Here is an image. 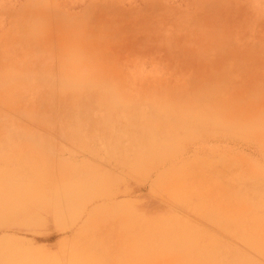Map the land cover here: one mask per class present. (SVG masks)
I'll return each instance as SVG.
<instances>
[{
  "label": "rangeland",
  "instance_id": "obj_1",
  "mask_svg": "<svg viewBox=\"0 0 264 264\" xmlns=\"http://www.w3.org/2000/svg\"><path fill=\"white\" fill-rule=\"evenodd\" d=\"M65 16L73 20L71 25L63 26L61 19L65 21ZM69 26L79 28L85 41L90 37L99 40L103 35L119 36L104 48L100 45L102 51H98V56L103 59L101 62L92 59L87 67H78L77 72L80 71L84 77L90 78L95 74L112 77V85L125 88L122 97H132L130 108L133 111L146 114L150 110L145 100L152 98L156 101V97H159V101L172 108L170 113H177L181 118L180 111L186 108L181 109L180 103L202 97L213 87L218 95L217 100L225 97L228 101V97L236 102V107L229 111L226 109L227 115L252 108V117L264 121V0H0V62L8 59V62L5 60L3 69L15 74V64L19 65V69L22 64H34L39 58L41 75L46 72L51 79L59 82L60 70L69 64L75 49L76 37L72 28H66ZM26 35L32 37L27 44L25 41L29 37ZM26 45L30 49L27 54ZM210 48L213 53H206ZM236 67L238 70L233 72ZM226 71H232L233 80L223 78V81L219 78L213 81L216 75ZM236 72L237 76L234 74ZM212 75L214 76L210 80ZM9 81L8 87H2L1 97L8 99L15 95L17 102L0 104V125L15 123L18 127L5 133L22 135L30 132L31 137L27 141L29 143L39 142L41 145L43 137L53 141L56 149L70 150L72 147L60 142L61 138L53 132L60 127L58 98L53 99L50 106L54 111L51 120L54 128L46 132V129L36 126L32 118L40 111L44 112L47 107L42 105L43 90L41 89V108L38 112V107H35L34 111V104L40 97L38 92L31 91L37 89L28 83H23L26 87H22L17 86L13 79ZM13 107H27L32 111L27 115L15 114ZM220 122L224 123V120ZM2 134L0 141L5 138V134ZM131 138L130 134L118 133L113 141L84 143L91 146L96 144L102 151L107 145L108 151H112L115 149V142H131ZM145 139L147 138L143 140ZM143 140L139 141L142 143ZM159 143L160 141L155 140L153 145L158 148L164 146ZM21 144L7 150L10 155L15 154L14 162L20 172V167L28 160L23 157L24 146ZM100 145L104 146L101 148ZM239 147L241 148H235L232 157H210L209 164L199 160L189 165L186 162L190 161V153L180 155L184 151L180 149L177 160L172 164L176 167L173 170L175 172L171 174V171L159 179L158 176L163 175L160 169L146 171L154 163L153 158L145 155L139 162L137 149H130L128 154L106 159L108 165H103L104 162L98 159L103 157L102 152L98 156L85 151H77L73 156H62V151L56 152L50 160L45 161L46 166L42 165V161V175H51L55 179L59 173V165L62 170H79L84 160L93 164V167H103L107 180H101L108 182L105 184L106 189L111 186L113 191L115 189L117 192L125 191L129 194L115 197L113 206L109 204L103 208L95 205L100 203L101 197L108 195L109 191L106 189L104 194H97L83 202L80 205L81 214L92 211L95 222H89L86 229L84 227L78 234H62L49 221L41 224L40 208L31 207L33 215H30L29 210L28 215L15 212L8 217L7 212H1H5L6 208L0 210V264H101L104 260L101 256L117 254L120 245L122 256L129 260L133 255L137 264H216L215 251L207 249L209 242L222 245L225 241L229 243V239L239 244L240 241L229 231L221 230L223 233L220 234L209 229L208 227L215 228L212 226L213 217L205 213L232 206L227 201L233 202L242 196V191L229 195L223 187L224 184L227 188L232 186L231 182L236 187L239 185L249 188L255 184L264 186V160L259 155L251 154L245 146ZM127 148V144L123 146L124 150ZM73 150L74 147L71 151ZM34 155V158H39L42 154L36 150ZM4 162L0 169L6 167V161ZM69 162L75 164V168L62 164ZM163 163L164 160L161 165ZM128 169L135 172L127 171ZM35 171L40 170H34L33 175H40ZM243 196L249 200V195ZM216 201H220V204ZM253 205L255 210L262 211L259 213H264L262 201L256 200ZM114 206H123L119 210L125 216L132 215L142 230L144 225L150 229L153 227L150 232L151 238H154L152 250L133 253L131 247L135 243L125 242L132 238L128 231L121 238L115 237L116 240L103 242L109 233L107 226L111 231L119 227L118 222L113 219L120 211L111 210ZM110 212L113 218L111 221H104V217ZM225 212L229 214L231 211ZM242 212L244 213L243 210ZM203 213L204 216L200 219L195 216ZM32 216L36 218L33 219ZM170 217V221L177 227L184 229L187 226V229L194 232L206 231L202 238H195L196 245L200 246L196 252L192 253L188 247H184V242L179 241L180 238H187L179 235L181 233L175 232L174 236L162 235L159 228H155V223L165 222ZM38 222L40 224L37 226L42 227L34 229L33 226ZM83 223L80 222L78 230ZM220 223L224 226L231 224L226 218L220 219ZM247 223L253 222L246 216L240 219V224L249 228ZM177 233L179 234L175 235ZM108 237L114 239L112 235ZM148 239L147 236H142L139 238L140 244L143 245ZM172 239L177 241L171 244ZM18 252L15 259L5 257V254ZM224 258L226 262L229 261L228 257Z\"/></svg>",
  "mask_w": 264,
  "mask_h": 264
},
{
  "label": "bare ground",
  "instance_id": "obj_2",
  "mask_svg": "<svg viewBox=\"0 0 264 264\" xmlns=\"http://www.w3.org/2000/svg\"><path fill=\"white\" fill-rule=\"evenodd\" d=\"M64 19L65 21H63V18L61 19V23L64 22L63 26L71 25L70 22L73 20L67 17ZM66 28H72L74 31L76 37L75 49L69 64L60 70L61 73L58 75L59 82H56L54 78L52 80L49 75H46V72L42 73L43 76L41 75V61L39 58L34 64L20 63L23 66L19 69L17 68L19 65L15 64V74L3 69V64L6 62L5 60L8 62V59H2L0 62V93L2 92V87H8L9 80L11 79L17 83V86L21 85L22 87H26L24 84L26 85L28 83L37 89V91H29L38 92L37 94L40 98L34 104L33 110L35 111V107H38L39 112L41 108L42 89L44 95L42 105H46L47 107L44 109V112L41 113L40 111L37 116H33L32 118L35 120L36 126L46 129V132H50L54 128L51 125L54 111L50 106L52 100L58 98L60 111L58 122H60V127L57 130H53V132L61 138L60 142L66 146L74 147L73 151H71L72 148L70 150L62 148L56 149V144L53 141L43 137L41 138V145H39V142L29 143L27 141L30 140V132L22 133V135L7 134L5 133L7 130L11 131V128L18 126L15 123L11 125H0V137L3 136L2 132L5 134V138L0 141V166L5 164L4 160L6 161V167L0 169V210L6 208L5 212H1L4 214L7 212V217L12 216L15 212L28 215L31 207L34 209L40 208L41 224H46L49 221L62 234L72 232L78 234L86 225L88 226L89 222H95L93 221L95 214L92 211L81 214L80 205L97 194H104V190L106 189L105 184H108V182L101 180H107L103 167H93V164L90 162L82 160V168L79 170L72 169L71 171H66L62 170L59 165L57 178L54 179V176L51 175H42V161H44L42 165L46 166L45 161L50 160L51 156L56 152L61 153L62 151L61 155L69 154L70 156L75 155L77 151H85L87 154L92 155H100L102 152L104 154L103 157L98 159L104 162L102 163L103 165H108L106 159H113L114 156L128 154L130 149H137L139 162H141L145 155L153 158L154 163L150 164L146 171L160 169L163 175L160 174L158 179L176 169L172 164L174 160H177L180 149L184 150L180 155L186 152L190 153L191 158H188L190 161L186 162L188 165L199 160L204 164H209L210 157H218L221 159L232 157L231 155L235 154V148H241L239 146H245L246 150L251 151V154L259 155L264 160V121L262 122L261 119L252 117L250 114V112H254L252 108H248L249 111H245L246 113L240 111L236 114L232 113L227 115L226 109L229 111L236 107V102L231 101L228 97L226 98L228 101L225 100V97L222 100H217L218 95L215 94L212 87L204 96L185 100L182 104L180 103V106H182L181 109L186 108V110L180 111L181 118L177 113H170L172 108L170 109L164 102L159 101V97H156V101L154 99L152 100V98L145 100V104L149 106L148 109L150 110L146 114L133 111L130 108L132 97L124 95L122 97L125 88L122 89L120 86L112 85V77H104V74L98 76L94 73L95 75L90 78V76L84 77L80 71L77 72L78 67H87L88 62L92 59L101 62L103 59L98 56V51L101 50L100 45L104 48L107 44L114 42L117 36L106 35L103 37V35L99 40L89 36L90 39L85 41L79 28L75 26ZM132 30H134V27ZM35 33H37V30H35ZM35 36L37 37L38 35L35 34ZM26 37H29L25 41L27 44L32 37L30 35H26ZM26 48L27 54L30 49L27 45ZM212 51L210 48V50H206V53L212 54ZM219 58H222V55H219ZM236 69L238 70L237 67L233 68V72ZM74 70H76V73ZM234 74L237 76L238 73L236 72ZM232 75V71L221 72L216 75L217 77L213 81L219 78V80L222 79L223 81L233 80L234 77ZM213 76H211L210 80ZM16 100L17 96L15 95H11L7 99L6 97H1L0 94V104H16ZM153 107L155 108L154 110L152 109ZM218 107H221V109L218 110ZM30 111L32 110L27 109V107L15 108V114L27 115ZM235 111H237V108ZM258 115L260 116V114ZM221 120H224V123H221ZM118 133L130 134L132 136L131 142H115V149H112V151H108L107 145H100L101 148L103 146L105 148L102 151L96 144L95 146H91L90 144L86 145L84 143L95 141L106 143L113 141ZM144 138L147 139L143 140ZM139 140H143V142L141 143ZM155 140L160 141L159 145L163 143L164 146L161 148L156 147L153 145ZM21 143H24V145ZM213 143L215 144L212 146L209 145ZM19 144L24 146L22 152L23 157H25L24 159H28L27 163L20 167L22 169L21 172L14 162L16 159L15 154L12 153L10 155L7 151L13 146H20ZM126 144L128 148L124 150L123 146ZM36 150L41 151L42 155L39 158H34V156L36 157L34 155V151L36 152ZM29 157L33 158L30 159ZM200 157H203V159H200ZM154 158L158 159L155 160ZM163 160L164 163L161 165ZM62 164L66 167L71 166V168H75V164L70 162L69 164ZM132 166L134 167V165ZM34 170H40L35 171L40 173V175H33L32 172ZM127 171L135 172V170L130 169ZM231 185L230 188H227L224 184L223 187L226 188V193L231 195L234 192L239 193L242 191V196L240 195L241 197L233 202L228 200L227 204L232 206L212 210V212L205 214L213 217L212 223L214 225L212 226L215 228L208 227L209 229L220 234L223 233L222 231H229L230 234L238 238L240 244L235 240V242H232V239H229V243L225 241L222 245L209 242L207 244L209 248L207 249L210 250L211 248L215 251L216 264H264V213H259L262 211L255 210V206L253 205L256 200L264 203V186L255 184V186L246 188L238 185L237 188L232 182ZM111 189V186L106 189V191H109L108 195L101 197L100 203L98 202L95 205L97 208H103L104 205L109 204L113 206L115 197L129 194V192H117V190L114 189L113 191ZM243 194L249 195V200ZM216 203L220 204V201H216ZM120 208H123V206H114L113 209L111 208V210L117 209L120 211L113 219L114 222H118L119 227L115 231H111L107 226L108 236L112 235L114 239L106 236L103 242L121 238L128 231L132 234L133 239L130 237L131 239L129 238L125 242L135 243V246L131 247L133 248V253L139 254L140 250L144 252L149 249L152 250L153 247L151 244L154 238H151L152 233L150 232L153 227L150 229V227L144 225V229L142 230L139 222L134 221L132 215H123V212L119 210ZM225 210L231 212L228 214ZM112 213L110 212L105 216L104 221H111L110 219L113 218ZM30 215H33L32 210ZM195 216L200 219L201 216H204V213ZM244 216L253 222L251 224L247 223L249 228L240 224V219ZM32 217L33 219L36 218V216ZM222 218H226L231 224L226 226L222 225L220 223V219ZM170 219L171 217L165 219V222L159 221L155 223V228H159V232L162 235L174 236L173 234L175 232L181 233L175 235H184L187 238H180L179 241L184 242V247H188V250L192 253L196 252V249L200 246L196 245L195 238H199V236L202 238L206 234V231L198 230L194 232L187 229V226L183 229L180 226L177 227L174 225L175 223L170 221ZM82 221L84 223L78 230L80 222ZM38 224L40 223L35 224L33 228L38 229L42 227V225L37 226ZM142 236L149 238L144 241L143 245L140 244L141 240H139ZM188 236L195 237L188 238ZM175 241L177 240L172 239L170 242L174 244ZM121 246H119L117 254L112 253L101 256L104 260L108 259L105 262L103 260L101 264H137L135 262L136 257L134 258L133 255L130 256L129 260L122 256ZM17 254L19 252L9 255L5 254V257L15 259ZM225 256L228 257V262H226ZM84 258L86 257L84 256Z\"/></svg>",
  "mask_w": 264,
  "mask_h": 264
}]
</instances>
